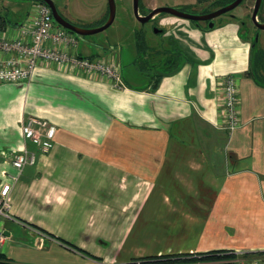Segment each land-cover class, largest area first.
I'll return each mask as SVG.
<instances>
[{
    "label": "crops",
    "instance_id": "crops-1",
    "mask_svg": "<svg viewBox=\"0 0 264 264\" xmlns=\"http://www.w3.org/2000/svg\"><path fill=\"white\" fill-rule=\"evenodd\" d=\"M160 24L161 47L125 28L113 36L121 44L76 49L115 57L123 87L43 64L27 82L0 85V191L12 186L0 254L10 264L264 252V86L249 75L253 40L231 17L210 31L170 16ZM233 75L242 125L230 133L219 83ZM29 118L56 127L55 146L20 172L14 156L36 150L22 133Z\"/></svg>",
    "mask_w": 264,
    "mask_h": 264
},
{
    "label": "built area",
    "instance_id": "built-area-1",
    "mask_svg": "<svg viewBox=\"0 0 264 264\" xmlns=\"http://www.w3.org/2000/svg\"><path fill=\"white\" fill-rule=\"evenodd\" d=\"M78 40L74 34L61 27L53 18L51 10L41 4L34 5L32 12L21 24L0 32V85L27 82L40 65L71 68L82 73L99 74L117 87L125 84L122 68L115 57L108 59L84 58L77 53ZM222 128L230 133L242 125L240 94L237 78L228 76L220 81ZM22 133L27 146L14 156L13 165L23 172L35 166L40 155L49 154L55 146L57 129L47 121L29 118L23 121ZM12 186L4 184L0 191V216H9V196ZM0 234V244L4 241ZM239 264H264V257L239 261Z\"/></svg>",
    "mask_w": 264,
    "mask_h": 264
},
{
    "label": "rangeland",
    "instance_id": "rangeland-1",
    "mask_svg": "<svg viewBox=\"0 0 264 264\" xmlns=\"http://www.w3.org/2000/svg\"><path fill=\"white\" fill-rule=\"evenodd\" d=\"M144 0H142L143 2ZM247 1V0H246ZM245 1V3H246ZM194 0H158V3L165 5L164 7L174 8V9H184L185 11L198 15L200 13V9L196 7H190ZM116 3V17L114 23L107 30L93 36H86L78 38V46L77 49H83L84 47H95L96 51L100 53L99 47L96 46V41H100L105 45H109L110 43H120L122 40H126V38H122L120 42L115 41L114 33L116 30L122 29H140L141 26L138 25L136 18L133 14V0H115ZM244 3V4H245ZM239 6L236 10H234L233 14L239 18H242V23H245V28L243 29L244 34L252 40L258 38L259 44L263 42L264 31L258 30L252 22L251 11L252 6L254 5V0H249L247 4ZM108 0H93V11L91 15L93 17L99 16L101 13H106L108 11ZM184 6V7H183ZM33 6L29 1L26 0H0V14L2 17L7 16L10 18L12 22L22 21L26 19L29 14L32 12ZM144 6L141 4V13H143ZM30 12V13H29ZM228 15H224L222 17H226ZM259 16H264V8L261 9ZM259 17V18H260ZM219 19V18H218ZM217 19V20H218ZM261 24H264V19H259ZM103 22L97 23L94 26H103ZM99 28V27H97ZM144 30L148 32V39L151 42L157 43L156 46L159 45L161 47V43H163L161 35L156 33L154 30L150 29V26L143 27ZM146 28V29H145ZM95 29V28H94ZM257 32V36L255 33ZM253 34V35H252ZM128 38V37H127ZM132 38V37H131ZM122 43V42H121ZM120 43V44H121ZM162 56L153 55L150 60L153 62L159 61L162 59ZM127 65V64H126ZM164 63L158 64L159 66H163ZM166 69V67H165ZM163 71V69H162Z\"/></svg>",
    "mask_w": 264,
    "mask_h": 264
},
{
    "label": "flooded vegetation",
    "instance_id": "flooded-vegetation-1",
    "mask_svg": "<svg viewBox=\"0 0 264 264\" xmlns=\"http://www.w3.org/2000/svg\"><path fill=\"white\" fill-rule=\"evenodd\" d=\"M26 1H29L33 7H34V5H37V4L45 5L52 12V8L45 1H42V0H26ZM49 1L55 6L58 13L61 15V17L67 23H69L70 25H72L74 27L80 28V29H91L92 30L94 28L97 29V27L100 28V26H94V25H96L97 23L103 22L104 23L103 26H104V25H106V23L109 21V18H110L109 6H108V11L106 13H104V15L102 17L98 16L99 17L98 18L97 16L93 17L91 15V12L93 11V9H92L93 8V0H49ZM236 1L237 0H194V2L192 4H190L189 6L190 7H196L198 9H200L201 11L198 15L206 16V15L213 14V13L223 9L224 7L230 6ZM245 1L246 0H243L241 5H243L245 3ZM248 1L249 0H247L245 4H247ZM148 2L146 3V0H144L143 2H142V0H139V15H140V17L148 16L155 9H158V8L165 6L161 3H158V0H148ZM256 3H257V0H254V5L252 6L251 16H252V13L254 12ZM141 4H143V6H144L143 13H141ZM108 5H109V0H108ZM241 5H239V6H241ZM237 8H235L234 10H236ZM262 8H264V0H262L260 9H259V12L257 15L258 22L260 21L259 19H264V16H261V17L259 16V13H260ZM179 10L182 12L191 14V13L185 11L184 9L179 8ZM234 10L225 14V15H228L226 17H230V16L234 17L235 16L233 14ZM133 14H134V0H133ZM166 16L173 17L169 14L157 13V14L153 15L152 19L148 23H146L145 25H141V23H139L136 20L138 25L142 27L140 29H136L137 31H136L135 39L137 40V42L142 41L141 39H143V37L145 36L144 31H146V30H144L143 27H146V26H150V29L152 31L153 30L154 31H163L162 33H158L159 35L162 36L164 34V29H163L162 25L160 24V21L163 17H166ZM174 18H176V17H174ZM222 18L223 17L221 16V17H219V19L217 18L218 20L215 19V23L217 24L218 21H220ZM26 19H24L22 21H25ZM22 21L12 22L10 20V18H8L7 16L2 17L0 14V30H5V27L7 25H10V26L11 25H19L20 23H22ZM199 24H202L203 26H208V22H199ZM256 31H257V29H256ZM256 31H255V36H257ZM74 35L76 36L77 40H78V38L82 37V36H78L76 34H74ZM254 41H256L259 45V41L256 40V37H255ZM95 43L100 44L102 42L96 41ZM166 60H168V58Z\"/></svg>",
    "mask_w": 264,
    "mask_h": 264
},
{
    "label": "water",
    "instance_id": "water-1",
    "mask_svg": "<svg viewBox=\"0 0 264 264\" xmlns=\"http://www.w3.org/2000/svg\"><path fill=\"white\" fill-rule=\"evenodd\" d=\"M42 1H45L50 5V7L52 8L53 18L55 19V21L60 26H62L64 29L68 30L72 34H76V35L82 36V37L97 35L103 31H105L106 29H108L113 24L115 17H116L115 0H109L110 18H109V21L106 23V25H104L103 27L97 28V29H92V30L91 29H80V28L74 27V26L70 25L69 23H67L61 17V15L56 10L55 6L49 0H42ZM242 2H243V0H237L232 5L224 7L223 9H221V10H219L213 14L206 15V16L188 14V13L180 11L179 9L161 7V8L155 9L148 16L140 17V15H139V0H134V16H135L136 20L139 23H141V25H145L146 23H148L152 19L153 15H155L157 13L169 14L173 17L189 21L192 24H194L196 27H198V26L195 23L199 24V22H208V30H205V31H210V30L214 29L216 26L215 19L231 12L232 10L237 8L239 5H241ZM261 3H262V0H257L256 6L254 9V12L252 13L251 18H252V22H253L255 28L258 30L264 31V24L259 23L257 20V15H258ZM231 18H235L238 21H240L242 28L243 29L245 28V23H242V21H241V20H243L242 18H239L237 16H234ZM155 32L156 33H162L163 31H155ZM256 40L258 41V38H256ZM253 41H254V39H253Z\"/></svg>",
    "mask_w": 264,
    "mask_h": 264
},
{
    "label": "trees",
    "instance_id": "trees-1",
    "mask_svg": "<svg viewBox=\"0 0 264 264\" xmlns=\"http://www.w3.org/2000/svg\"><path fill=\"white\" fill-rule=\"evenodd\" d=\"M195 24L202 30H208V26H203L198 23ZM171 60H177V57L171 56V59H168V61ZM251 60L252 66L249 75L264 86V74L260 72V68L264 70V50L259 47L256 41H253ZM256 68H259V71ZM254 257H264V252L247 253L242 257L229 251H211L202 254L161 255L145 257L129 264H239L240 260L252 259ZM0 264L10 263L5 256L0 254Z\"/></svg>",
    "mask_w": 264,
    "mask_h": 264
},
{
    "label": "bare ground",
    "instance_id": "bare-ground-1",
    "mask_svg": "<svg viewBox=\"0 0 264 264\" xmlns=\"http://www.w3.org/2000/svg\"><path fill=\"white\" fill-rule=\"evenodd\" d=\"M174 28V27H173ZM174 31V30H173Z\"/></svg>",
    "mask_w": 264,
    "mask_h": 264
}]
</instances>
